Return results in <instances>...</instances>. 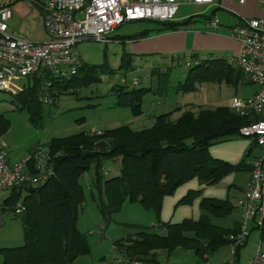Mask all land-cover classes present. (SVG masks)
Here are the masks:
<instances>
[{
	"label": "trees",
	"instance_id": "obj_1",
	"mask_svg": "<svg viewBox=\"0 0 264 264\" xmlns=\"http://www.w3.org/2000/svg\"><path fill=\"white\" fill-rule=\"evenodd\" d=\"M201 19L209 21L211 17L200 13L183 20L153 21L156 25L151 28H143L129 36H114L113 40L125 42L147 38L153 34L191 26ZM190 56L191 60L186 61V77L183 82H179L177 90L195 91L198 82L224 80L226 84L234 86L250 83L243 71L226 58L215 57L213 54L200 58L198 53ZM121 66L125 67V63ZM105 70H109L105 63L89 65L81 61L72 75L55 76L45 72L40 77L30 76L33 84L13 95L37 114L41 104L39 96L43 90L39 85L43 78L47 82V93L55 87L60 94L96 80V74ZM150 74L156 75L158 88H164L168 81V67L163 70L153 67ZM151 89L150 86L128 88L127 85L120 84L113 88L118 97L116 104L129 107L134 116L138 115L142 112L143 95ZM175 111L180 114L174 119L172 116ZM260 118L264 117H254ZM248 121V118L235 113L230 105L187 104L155 115L150 126L139 130L130 125H122L100 132L83 131L53 137L47 142L36 143L28 154L40 143L47 146L51 174L39 183H23L12 187L2 199V209L12 211L15 217L21 219L23 244L0 247L1 264H77L78 257L89 252L87 235L77 229V218L85 203V192L80 179L90 169L91 186L97 191V198L93 194L91 196L106 224L124 202H137L156 214L158 225L154 226L155 231L142 228L113 242L125 260L154 262L158 250L164 251L168 256L181 247L192 250L207 264L208 256L221 247L230 245L228 236L235 235L240 230V220L231 226L213 222V218L229 216L235 206L229 199L202 197L197 219L185 218L173 223L160 221L162 200L190 179L197 178L201 184L212 185L228 173L250 170L251 165L245 162V157L237 163H229L214 158L209 153L212 144L241 136L239 129ZM7 127L8 121L0 117V136ZM254 146L256 143L252 140L249 151ZM114 158L120 159V172L106 178L104 160ZM32 165L33 161L29 160L27 166L30 174L35 172ZM200 192L201 190L188 191L178 204L191 201ZM17 202L24 206L20 214L14 213ZM252 228L258 230L259 240L264 242V216L262 224ZM246 240L235 248L233 261L223 264L239 262V249L245 245Z\"/></svg>",
	"mask_w": 264,
	"mask_h": 264
},
{
	"label": "rangeland",
	"instance_id": "obj_2",
	"mask_svg": "<svg viewBox=\"0 0 264 264\" xmlns=\"http://www.w3.org/2000/svg\"><path fill=\"white\" fill-rule=\"evenodd\" d=\"M28 7V13L17 18L15 29L22 31L24 33L22 36L30 40H45L39 14L32 5ZM202 9L203 7L198 5L180 4L177 17L202 14ZM155 25L153 21L129 22L116 28L110 35L111 39L106 42L92 39H83L78 42L76 49L82 62L89 65L105 63L109 70L97 73V79L86 85L75 86L60 94L57 93V88L53 87L48 91L46 98L40 99L39 96L41 104L37 114L35 110L17 100L12 92L0 91V117L8 121V127L1 136L7 145L6 150L11 160L21 161L27 158L31 147L38 142H47L53 137L68 136L83 131L100 132L122 125H130L131 128L139 130L153 123L151 116L171 111L175 107H184L187 104L230 105L234 96L242 97L250 93L251 84L240 83L234 86L226 84L224 80L198 82V91L177 90L179 82H183L186 77L188 71L186 61L191 60V54L177 53L172 58L170 55L156 57L132 54L126 40L125 42L113 40L114 36H129L143 28H151ZM213 55L235 62L231 55H220L216 52H213ZM207 56V53L202 55L198 53L200 58ZM122 63H125V67L121 66ZM153 67H159L160 70L168 67V81L164 88H158L156 75L151 76L150 71ZM134 79H137L139 83L134 84ZM13 84L16 87H27L33 84V79L27 76L13 80ZM120 84L127 85L128 88L152 87L143 95L140 114L134 116L131 108L116 104L118 97L113 88ZM46 85V79L43 78L39 87L42 90ZM179 114V111H175L172 118H177ZM256 151L259 152L260 147H257ZM103 168L106 178L119 174L120 159H105ZM237 172H240L237 174L238 181L244 185L248 173L244 170ZM91 180L92 169L80 179L85 192V203L77 218V229L87 235L89 252L78 257L76 263L131 264L113 246V242L126 235L134 234L142 228L155 231L154 226L158 225L156 214L152 209H145L137 202H124L120 210L113 213L111 220L106 224L97 208L96 201L92 199V194L97 198V191L92 188ZM9 191L5 190L0 195V247L23 244L21 219L15 217L12 211L2 209V199L9 194ZM197 197L198 194H195L191 201L180 205L193 208ZM237 212L235 211L233 216L230 214L228 219L236 218ZM161 215L160 209V221H162ZM226 217L213 218V222L225 225ZM258 242V230L253 229L249 232L245 245L239 249V264H248L257 250ZM233 259L231 245H226L213 255H209L206 263L223 264ZM1 261L0 255V264ZM135 264H204V262L192 250L179 247L168 256L164 251L158 250L154 262H135Z\"/></svg>",
	"mask_w": 264,
	"mask_h": 264
},
{
	"label": "built area",
	"instance_id": "obj_3",
	"mask_svg": "<svg viewBox=\"0 0 264 264\" xmlns=\"http://www.w3.org/2000/svg\"><path fill=\"white\" fill-rule=\"evenodd\" d=\"M22 0H0V91L17 92L13 80L50 72L55 76L74 74L80 63L76 44L83 39L108 41L119 26L138 21H172L180 4L209 5L213 0H25L40 13L46 39L30 40L8 30L11 6ZM248 0H239L244 3ZM256 1L262 10L258 17L242 19L228 27V34L239 43L236 64L245 78L257 85V90L246 97L234 96L231 109L249 121L242 125L239 134L251 138L263 153L251 164L250 178L243 196L237 201L241 209L240 230L230 234L231 252L247 239L249 223L252 227L262 224L264 216V0ZM211 27L218 21L209 20ZM134 84L139 83L137 79ZM45 88L40 94L46 98ZM6 143L0 136V195L23 183H39L51 174L48 167L49 149L43 144L35 146L27 158L10 163ZM33 161L34 174L28 171L27 162ZM24 209L21 202L15 205L14 213ZM135 264V262H130ZM248 264H264V242L259 240L257 250Z\"/></svg>",
	"mask_w": 264,
	"mask_h": 264
},
{
	"label": "crops",
	"instance_id": "obj_4",
	"mask_svg": "<svg viewBox=\"0 0 264 264\" xmlns=\"http://www.w3.org/2000/svg\"><path fill=\"white\" fill-rule=\"evenodd\" d=\"M28 5L32 4L29 1L22 0L14 3L11 6L12 13L8 22V30L10 32L20 36L24 35L22 31H17L15 29L17 27L16 20L17 18L25 16L26 13H28ZM198 6L203 7L202 14H207L211 17V19L217 20L219 26L211 27L208 24L209 21L201 19V21H197L191 26L181 28L176 31H166L153 34L147 38L129 40L126 42L129 45L130 52L132 54L154 55L156 57L170 55L171 58L177 53H185L189 55L192 53H199L201 55L207 53L208 55H211L213 52H216L220 55H231L233 60L236 62V56L239 51V43L237 40L230 37L228 34V27L239 23L242 19L260 16L262 13L260 5L253 0H248L244 3H239V0H213V2L209 5ZM36 11L41 18L39 11L37 9ZM187 17L189 16L177 17L176 14L175 20H183ZM249 88L250 93L242 97L253 94L257 90V85L251 84ZM195 91H198V88ZM196 96H198V94H196ZM154 116L155 115L151 117L154 118ZM261 116L264 117V112ZM251 143V138L238 136L226 141L212 144L209 147V153L212 157L229 163H237L245 157V162L251 165L254 159L263 153V149L261 147L259 152L256 151L257 147L259 148L258 145L254 146V148L249 151ZM8 161L10 163L17 162L11 160L9 156ZM244 172L248 173V178L246 179L244 185L241 184L237 178V174L240 172H232L224 176L217 184H201L197 178H193L190 179V181L178 186L173 194L164 196L162 200V221L176 223L182 221L185 218L197 219L200 215L198 208L199 201L202 197H208L217 199H230L231 203L235 206L230 216H233L235 211H238L237 217L229 220L228 216L226 219H224L225 225L219 224L222 226H231L234 222L239 221L241 217V209L238 206L237 201L243 196V192L247 188L250 178V170H244ZM190 190H201L200 196L198 195V197L194 200L193 208L178 204V201ZM248 227L249 232H251L253 228L250 223Z\"/></svg>",
	"mask_w": 264,
	"mask_h": 264
}]
</instances>
